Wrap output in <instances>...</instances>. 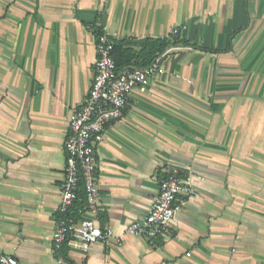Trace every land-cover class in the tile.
I'll list each match as a JSON object with an SVG mask.
<instances>
[{
	"label": "crops",
	"instance_id": "1",
	"mask_svg": "<svg viewBox=\"0 0 264 264\" xmlns=\"http://www.w3.org/2000/svg\"><path fill=\"white\" fill-rule=\"evenodd\" d=\"M176 28L191 47L132 92L96 145L99 226L112 237L64 254L70 264H264V0H0L2 254L58 264L64 146L94 81L96 29L139 52L148 39L173 42ZM171 173L195 195L153 247L127 229Z\"/></svg>",
	"mask_w": 264,
	"mask_h": 264
},
{
	"label": "built area",
	"instance_id": "2",
	"mask_svg": "<svg viewBox=\"0 0 264 264\" xmlns=\"http://www.w3.org/2000/svg\"><path fill=\"white\" fill-rule=\"evenodd\" d=\"M174 36L181 34L176 28ZM187 49L170 47L146 67L129 66L119 69L113 56L114 43L105 32L97 38L96 73L85 105L75 111L69 121V135L65 141L67 155L65 180L61 188L59 218L54 227L53 249L58 264H70L64 254L65 246H75L87 254L97 243L107 244L112 233L99 226V186L97 181L98 156L96 145L107 128L123 119L132 92L145 91L150 83L166 75L165 58L172 52ZM83 193L89 218L75 220L70 212ZM195 190L189 180L179 173H171L160 183V192L150 207L147 217L133 222L127 229L132 236L148 240L151 246L160 244L169 233L172 223L185 201ZM0 264H19L12 256L0 252ZM81 264H88L83 262Z\"/></svg>",
	"mask_w": 264,
	"mask_h": 264
},
{
	"label": "trees",
	"instance_id": "3",
	"mask_svg": "<svg viewBox=\"0 0 264 264\" xmlns=\"http://www.w3.org/2000/svg\"><path fill=\"white\" fill-rule=\"evenodd\" d=\"M97 38L102 35L100 29H96ZM158 38V39H148L145 45L142 46L139 52H133L129 49L125 43L115 42L113 56L119 69H125L129 66L134 67H146L154 62V60L164 52H166L170 47L184 46L191 47L189 42L185 39L184 35H177L172 37ZM200 50L208 53H220L217 50H210L207 48H201ZM86 201L83 193H80L79 201L75 208L70 212V216L75 220L79 221L83 219V215L86 210Z\"/></svg>",
	"mask_w": 264,
	"mask_h": 264
}]
</instances>
